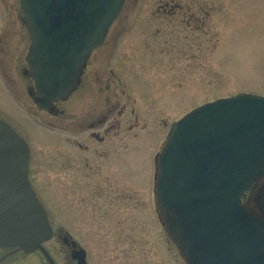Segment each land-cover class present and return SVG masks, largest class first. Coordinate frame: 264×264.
Segmentation results:
<instances>
[{
	"label": "rangeland",
	"instance_id": "obj_1",
	"mask_svg": "<svg viewBox=\"0 0 264 264\" xmlns=\"http://www.w3.org/2000/svg\"><path fill=\"white\" fill-rule=\"evenodd\" d=\"M19 10L0 0V117L29 145L53 226L89 264H186L157 215L154 158L193 108L264 96V0H126L58 115L34 103Z\"/></svg>",
	"mask_w": 264,
	"mask_h": 264
},
{
	"label": "water",
	"instance_id": "obj_2",
	"mask_svg": "<svg viewBox=\"0 0 264 264\" xmlns=\"http://www.w3.org/2000/svg\"><path fill=\"white\" fill-rule=\"evenodd\" d=\"M126 0H20L30 35L28 75L40 110L66 100ZM26 142L0 121V247L43 251L52 238L28 180ZM264 177V97L238 94L203 105L174 123L157 160L158 215L186 264H264L260 214L241 198Z\"/></svg>",
	"mask_w": 264,
	"mask_h": 264
},
{
	"label": "flooded vegetation",
	"instance_id": "obj_3",
	"mask_svg": "<svg viewBox=\"0 0 264 264\" xmlns=\"http://www.w3.org/2000/svg\"><path fill=\"white\" fill-rule=\"evenodd\" d=\"M19 3V1H18ZM20 9V5H19ZM21 13V9L19 10ZM20 21V18H19ZM27 33V31H26ZM28 35V34H27ZM20 37V35L18 36ZM19 39V38H18ZM1 49V47H0ZM27 70L24 72L25 76ZM28 78V77H27ZM31 94L34 93V88L31 86ZM61 113V111L56 109V114ZM262 182H260L261 184ZM246 199L249 201H253V196H248ZM48 214V212H47ZM48 218L52 224L51 218L48 215ZM53 238L51 241H55L57 245H61V248L58 249L52 256V253L50 252V249L46 247V244H44L45 248L48 250L50 253L51 257L55 261V264H80L77 259L73 258V252L79 253L80 251L82 252V247L67 233L63 232L61 233L60 230L56 229V227L53 226ZM73 241L76 242V246L73 245ZM87 252L85 253V261L86 263L84 264H89L87 260ZM58 261V262H57ZM61 261H64L61 263ZM0 264H51L47 261L45 255L41 251H36L34 253L28 254L20 249H15V250H7L0 248Z\"/></svg>",
	"mask_w": 264,
	"mask_h": 264
},
{
	"label": "trees",
	"instance_id": "obj_4",
	"mask_svg": "<svg viewBox=\"0 0 264 264\" xmlns=\"http://www.w3.org/2000/svg\"><path fill=\"white\" fill-rule=\"evenodd\" d=\"M248 206L251 207L252 209L254 208V205L250 204V202L248 203Z\"/></svg>",
	"mask_w": 264,
	"mask_h": 264
}]
</instances>
